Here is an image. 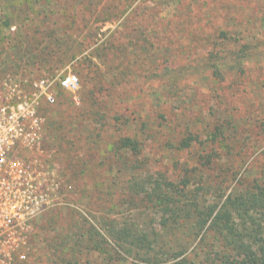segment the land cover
I'll list each match as a JSON object with an SVG mask.
<instances>
[{
	"label": "rangeland",
	"instance_id": "1",
	"mask_svg": "<svg viewBox=\"0 0 264 264\" xmlns=\"http://www.w3.org/2000/svg\"><path fill=\"white\" fill-rule=\"evenodd\" d=\"M57 72L86 90L59 97L43 145L68 205L32 221L16 264H62L53 249L89 264L98 253L82 255L76 240L110 222L153 232L160 210L129 203L131 193L142 204L143 192L214 178L202 168L188 181L183 166L196 168L218 124L228 141L217 152L235 172L226 195L264 182V0H0V90ZM84 108L92 120L77 116ZM71 125L85 138L76 149L58 137ZM132 135L145 142L137 162L116 146ZM185 135L191 148L170 146Z\"/></svg>",
	"mask_w": 264,
	"mask_h": 264
},
{
	"label": "trees",
	"instance_id": "2",
	"mask_svg": "<svg viewBox=\"0 0 264 264\" xmlns=\"http://www.w3.org/2000/svg\"><path fill=\"white\" fill-rule=\"evenodd\" d=\"M83 86L80 94L86 91ZM64 94L61 92L59 97ZM86 100L90 102L89 98ZM89 111L84 108L77 116L82 119L90 116L92 120ZM163 119L166 121V117ZM163 123L159 124L160 128L168 130ZM225 128L224 124H218L215 134L206 140L207 144L199 145L203 149L197 155L196 168L183 166L184 179L188 178V181L197 177L196 172L202 168L214 172L215 175L210 176L214 178L208 181L197 179L195 189L186 192H183L187 189L186 183L183 190L180 185L173 184L167 190L143 192L142 204H139L138 196L131 193L129 203L137 204L140 209L156 210L155 213L160 210L162 221L153 232L130 220L119 228L110 222V228L101 226L100 230L105 232L94 231L89 238L80 233L76 241L82 255L98 253L97 260L89 264H264V182L243 181L240 188L226 195L227 182L235 172L232 167L226 169L221 163L222 157L228 156L217 152L218 146L228 141ZM57 132L59 139L74 149L79 141L85 140L72 125L65 130L59 127ZM170 141L173 143L170 146L178 151L188 150L193 145V139L187 135L176 142ZM116 144L117 148L130 153L131 162L138 161L145 146L144 140L136 135L122 137ZM53 253L59 263L71 264L67 262L69 258L63 256L64 251L53 249Z\"/></svg>",
	"mask_w": 264,
	"mask_h": 264
},
{
	"label": "built area",
	"instance_id": "3",
	"mask_svg": "<svg viewBox=\"0 0 264 264\" xmlns=\"http://www.w3.org/2000/svg\"><path fill=\"white\" fill-rule=\"evenodd\" d=\"M82 83L72 72L13 81L0 90V264H16L29 225L43 212L68 205L63 181L42 157L48 110L61 92L78 98Z\"/></svg>",
	"mask_w": 264,
	"mask_h": 264
}]
</instances>
